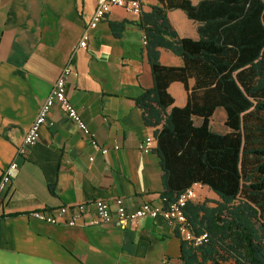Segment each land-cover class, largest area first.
I'll use <instances>...</instances> for the list:
<instances>
[{"label": "crops", "instance_id": "0c3cea01", "mask_svg": "<svg viewBox=\"0 0 264 264\" xmlns=\"http://www.w3.org/2000/svg\"><path fill=\"white\" fill-rule=\"evenodd\" d=\"M140 1L144 13L160 5V0ZM95 8L96 0H0V179L14 160L20 164L0 201V264H182L183 238L162 218L121 228L54 226L29 216L45 207L117 197L130 209L163 205L159 158L142 149L154 129L145 125L135 102L153 87L144 32L137 24L140 15L114 7L91 31L87 47L77 48ZM169 19L180 37L199 39V23L183 10H170ZM111 23L124 24L119 38ZM160 62L184 65L165 48L160 49ZM69 65L67 95L109 153L95 150L89 135L55 106L38 142L26 157L18 156V147ZM168 91L174 106L187 104L182 83H172ZM217 114L223 131L216 132L228 133L222 108L211 120L212 130ZM201 123L195 119L197 126ZM195 189L198 198L193 202L208 200L214 207L220 201L206 186Z\"/></svg>", "mask_w": 264, "mask_h": 264}, {"label": "trees", "instance_id": "16d2710c", "mask_svg": "<svg viewBox=\"0 0 264 264\" xmlns=\"http://www.w3.org/2000/svg\"><path fill=\"white\" fill-rule=\"evenodd\" d=\"M173 9L199 23V39L180 37ZM139 17L153 87L135 102L154 129L163 205L198 184L220 198L214 207L187 204L190 229L207 237L198 245L182 239V264H264V0H160ZM110 27L118 38L124 31L122 23ZM161 48L184 65H162ZM174 82L187 92L184 107L174 106ZM219 108L226 134L211 128Z\"/></svg>", "mask_w": 264, "mask_h": 264}, {"label": "built area", "instance_id": "2783aa9c", "mask_svg": "<svg viewBox=\"0 0 264 264\" xmlns=\"http://www.w3.org/2000/svg\"><path fill=\"white\" fill-rule=\"evenodd\" d=\"M114 7L122 8L126 12L135 15H140L142 12L140 0H96V8L93 16L86 25L77 48L87 47L91 37V31L106 18ZM143 44L144 46L147 44L145 35L143 37ZM75 50L73 51L71 58L75 55ZM71 73V65L62 69L59 78L55 82L36 119L29 128L22 144L18 147V156L26 157L28 150L38 142L40 131L48 122L49 114L55 106L61 107L78 129L89 135L90 143L95 150L100 151L103 154L109 153L110 149L101 146L95 136L90 133L80 111L74 106L67 95V78ZM156 144L157 141L152 134L147 137L142 149L145 153H152ZM119 148V145L115 146V149ZM90 160L92 161L93 158H90ZM19 167V162L14 160L4 170L0 179V201L2 199L3 191L11 183L16 172L19 170ZM195 186L196 185L182 192L175 200L168 202L166 206H155L150 203H145L136 209H130L126 205L123 197H117L111 200L97 199L91 203L81 202L57 208L45 207L31 211L29 216L39 222L54 226L76 227L79 225H115L121 228H126L131 223L145 218H162L176 228L183 240L198 245L207 237V234L197 237L190 229L185 213L187 204L198 198Z\"/></svg>", "mask_w": 264, "mask_h": 264}, {"label": "rangeland", "instance_id": "374dc122", "mask_svg": "<svg viewBox=\"0 0 264 264\" xmlns=\"http://www.w3.org/2000/svg\"><path fill=\"white\" fill-rule=\"evenodd\" d=\"M215 123L213 124V130L217 131H223V128L221 127L222 120H220V116L217 114L215 117ZM226 264H232V262H228Z\"/></svg>", "mask_w": 264, "mask_h": 264}]
</instances>
